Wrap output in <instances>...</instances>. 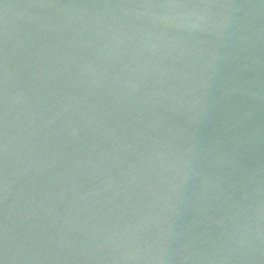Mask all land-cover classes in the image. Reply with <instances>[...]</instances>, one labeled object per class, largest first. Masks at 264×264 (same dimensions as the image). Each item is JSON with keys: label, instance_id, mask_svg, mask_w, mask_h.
I'll list each match as a JSON object with an SVG mask.
<instances>
[{"label": "water", "instance_id": "water-1", "mask_svg": "<svg viewBox=\"0 0 264 264\" xmlns=\"http://www.w3.org/2000/svg\"><path fill=\"white\" fill-rule=\"evenodd\" d=\"M0 264H264V0H0Z\"/></svg>", "mask_w": 264, "mask_h": 264}]
</instances>
